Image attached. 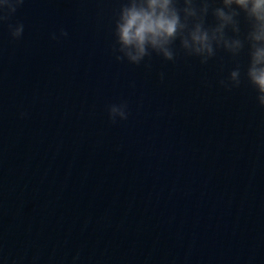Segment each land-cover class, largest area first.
<instances>
[{
	"label": "water",
	"instance_id": "water-1",
	"mask_svg": "<svg viewBox=\"0 0 264 264\" xmlns=\"http://www.w3.org/2000/svg\"><path fill=\"white\" fill-rule=\"evenodd\" d=\"M118 6L25 0L22 39L0 27V264H264V109L218 85L223 52L116 62Z\"/></svg>",
	"mask_w": 264,
	"mask_h": 264
},
{
	"label": "clouds",
	"instance_id": "clouds-1",
	"mask_svg": "<svg viewBox=\"0 0 264 264\" xmlns=\"http://www.w3.org/2000/svg\"><path fill=\"white\" fill-rule=\"evenodd\" d=\"M24 3L0 0V27L7 28L13 42L24 35L22 22H10ZM118 4L111 21V53L116 62L150 68L155 55L172 63L195 58L207 65L223 52L234 67L218 85L229 92L249 88L256 104L264 109V0H118ZM68 36L61 27L49 39L59 42ZM242 55L247 57L245 64L240 62ZM159 77L162 80L164 73ZM106 112L112 124L126 121L130 115L125 100L107 105ZM27 115L19 113L21 119ZM79 259L77 253L72 264Z\"/></svg>",
	"mask_w": 264,
	"mask_h": 264
}]
</instances>
